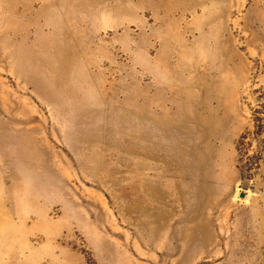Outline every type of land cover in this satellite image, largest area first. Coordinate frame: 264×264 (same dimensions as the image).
<instances>
[{"label":"rangeland","instance_id":"obj_1","mask_svg":"<svg viewBox=\"0 0 264 264\" xmlns=\"http://www.w3.org/2000/svg\"><path fill=\"white\" fill-rule=\"evenodd\" d=\"M0 264H264V0H0Z\"/></svg>","mask_w":264,"mask_h":264},{"label":"water","instance_id":"obj_2","mask_svg":"<svg viewBox=\"0 0 264 264\" xmlns=\"http://www.w3.org/2000/svg\"><path fill=\"white\" fill-rule=\"evenodd\" d=\"M244 196V194H241V197H243Z\"/></svg>","mask_w":264,"mask_h":264}]
</instances>
